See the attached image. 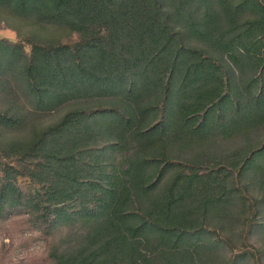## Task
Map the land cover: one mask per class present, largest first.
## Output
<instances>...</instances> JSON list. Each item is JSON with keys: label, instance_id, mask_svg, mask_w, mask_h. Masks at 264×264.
<instances>
[{"label": "trees", "instance_id": "obj_1", "mask_svg": "<svg viewBox=\"0 0 264 264\" xmlns=\"http://www.w3.org/2000/svg\"><path fill=\"white\" fill-rule=\"evenodd\" d=\"M0 23V222L49 264H264V0H0Z\"/></svg>", "mask_w": 264, "mask_h": 264}, {"label": "rangeland", "instance_id": "obj_2", "mask_svg": "<svg viewBox=\"0 0 264 264\" xmlns=\"http://www.w3.org/2000/svg\"><path fill=\"white\" fill-rule=\"evenodd\" d=\"M0 37L13 41L18 39L17 31L4 23H0ZM62 112L45 116L44 122L57 119ZM0 264H49L45 241L23 223L20 216L0 222Z\"/></svg>", "mask_w": 264, "mask_h": 264}]
</instances>
